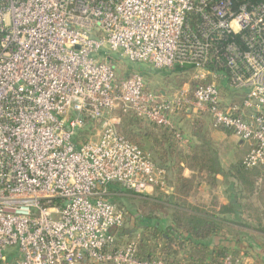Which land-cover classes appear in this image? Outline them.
I'll return each mask as SVG.
<instances>
[{
	"label": "built area",
	"instance_id": "built-area-1",
	"mask_svg": "<svg viewBox=\"0 0 264 264\" xmlns=\"http://www.w3.org/2000/svg\"><path fill=\"white\" fill-rule=\"evenodd\" d=\"M112 54L187 67L198 85L162 95L139 72L120 77ZM116 109L166 128L206 113L264 174V0H0V264H172L119 242L110 186L168 185L108 121Z\"/></svg>",
	"mask_w": 264,
	"mask_h": 264
},
{
	"label": "trees",
	"instance_id": "trees-1",
	"mask_svg": "<svg viewBox=\"0 0 264 264\" xmlns=\"http://www.w3.org/2000/svg\"><path fill=\"white\" fill-rule=\"evenodd\" d=\"M186 68L176 67L175 70L183 71L187 70ZM132 72L141 73L132 70L129 74ZM197 85L198 83L193 89ZM120 112L122 125L118 131L142 150V147H147L155 156L156 164L160 168L170 174L177 170L173 193L170 194L160 192L152 198L139 197V194L119 184L110 186L111 191L115 193L114 198L128 193L138 197L142 203L140 209L143 211H134L135 219L142 228L136 244L139 258L163 257L172 264H224L227 253L237 249L232 238L239 239L241 244H244L243 240L246 237L254 238L253 240L256 237L264 239V209H260L259 206H264V196H261L258 202H254V189L259 178L262 179L260 191L262 188L264 191V174L260 169H250L244 165V158H238L242 151L235 154L238 161L225 170L218 166V159L212 151L210 152L203 120L199 118L191 120V132L202 144L192 145L195 142L189 140L187 146H184L176 137L179 128L158 126L138 117L133 111ZM179 114L183 117L192 116V113L185 111ZM169 162L176 166L174 171L166 166ZM182 163L195 172L192 177L183 176ZM218 174L227 179L233 178L229 180L228 188H234L236 192L234 190L232 194L236 196L231 194L225 204H217L216 196L212 197L215 199L213 202L210 198L206 203L191 202L190 197L195 198L204 184L212 185L213 182L215 185ZM155 190L159 191L158 188ZM243 193L246 195L244 196L246 201H249L248 204L240 202ZM232 199L235 201L232 202ZM253 211L257 214L254 222L251 221ZM121 236L122 233L119 231L118 237Z\"/></svg>",
	"mask_w": 264,
	"mask_h": 264
},
{
	"label": "rangeland",
	"instance_id": "rangeland-1",
	"mask_svg": "<svg viewBox=\"0 0 264 264\" xmlns=\"http://www.w3.org/2000/svg\"><path fill=\"white\" fill-rule=\"evenodd\" d=\"M112 57H113L114 63L117 67V70H118L120 77L127 76L129 74V71H132V70L140 71L146 80L147 87L150 89H153L156 92H160V90H166L170 95H173L174 93L181 90L182 88H190L191 87L193 89V87L196 85V82H193L191 79V73H190L191 71L190 70L177 71L174 68L157 69L153 65L148 64V63H132V62L128 61L127 59L125 60L123 58H119L118 55L112 54ZM121 118L122 117H121L120 110L116 109L114 112H112L108 116V121H111L112 124L117 128V130L118 129L120 130V127L122 125L121 124V122H122ZM192 118H199L205 122V127H204V131H205V135H206L205 138L208 141L210 152L212 151V153L218 159V166L219 167H222L225 170H227V168L231 167V165H233L235 162L238 161V159H236L234 156L236 151L231 150V148L234 147V145H233L234 137L222 136L220 133L215 131V128H213V125H212L211 118L206 113L192 114L191 117H185V116L183 117L181 114L178 113L174 116V125L178 128L180 127L179 131L182 134H184V136L186 138H188V141L190 140V138H192V139L194 138V137L190 136ZM95 126H96L95 128H90L87 131L93 137H96L98 132L102 128L101 124H96ZM188 141L186 143H181V142L180 143L184 146H187ZM194 142L195 143H193L192 145L202 144V143H200V141H194ZM142 148L144 151H146L151 156L153 161L155 163H157V160H155V156H153V154L147 149V147L144 146ZM166 166H169V168H172V171L175 170L174 169L175 165L173 166V164L170 162L167 163ZM167 173H168V171H167ZM170 176H171L170 179H174L173 177L175 175L173 176L172 174H170ZM166 177H167V175H166ZM206 178L210 179L211 176L208 175V177H206ZM232 179L233 178H230V177L227 179V178H224L222 175H217L215 185H213L214 184L213 182L211 183L212 185H210V184L205 185L204 184V187H202L201 190L203 191V189L205 188L204 193L209 194V198L211 199V202L215 201V199H213L212 197H214L213 193H216V195L218 197L217 199L219 200V201L216 200V202H217V204H220V202H222V201L229 200L228 199L229 196L235 190L234 188H228L229 180H232ZM166 180H167L168 187L164 188L163 190L158 189L159 190L158 192H156V190L154 189V190L149 191L147 193L139 194V197L144 196L147 198H152V197H154L153 195H156L157 193H160V192H163L164 194H170L171 191L169 189L170 184L168 183V181H169L168 177L166 178ZM259 187H260V184H256V187H255L256 189H254V193H255L254 194V202H256V201L258 202V199L261 200L260 199L261 196H264L263 188H262V191H260ZM235 192H236V190H235ZM120 195H123V194H120ZM232 195H234V194H232ZM119 196L118 197L115 196L114 200L117 202L118 205H120L123 208V210L126 214L125 224L119 230L122 233V236L119 237V242L122 244L128 243V242H134V243L138 244L139 238L141 236L142 228L139 226V223L137 222L138 220L135 219L134 211L136 212V210H137L138 212H142L143 210H141L142 208L140 207V204H142V203L140 202L138 197L131 196L128 193H125L124 196H120V197ZM234 196H236V195H234ZM244 196H246L244 193L242 196H240V197H242V198H240V202H242V204L247 202V204H248L249 201H246ZM231 201L233 202L235 200L232 199ZM259 206H260V209H262V210L264 209V206H261V205H259ZM244 216H245V219L248 220L246 215H244ZM256 218H257V214L255 211H253L251 221L252 222L256 221ZM242 264H245L244 260H243Z\"/></svg>",
	"mask_w": 264,
	"mask_h": 264
},
{
	"label": "crops",
	"instance_id": "crops-1",
	"mask_svg": "<svg viewBox=\"0 0 264 264\" xmlns=\"http://www.w3.org/2000/svg\"><path fill=\"white\" fill-rule=\"evenodd\" d=\"M223 84H224V82H223ZM224 86H225V84H224ZM225 88H226V86H225ZM151 90H153V89H151ZM228 91L229 90L227 89V92L226 93H228ZM159 93H161L162 95H165V96H170V94L166 90H160ZM228 94H230V93H228ZM231 96H233V95L231 94ZM215 131H217L218 133H220L222 136L234 137V139H233V141H234L233 142L234 147H232L231 150H235L236 153L239 152V151H242V153L239 155L238 158H244L246 156V154L248 153V151L250 149V146H249L248 143L241 141L236 135L233 134V132H231L229 130H226L224 128H215ZM182 135L184 136V134H182ZM190 136L194 137L193 134H192V132H190ZM184 138L186 139V142H187L188 141V138H186L185 136H184ZM190 140L197 141L195 137L193 139L190 138ZM182 166L184 167L183 176L184 177H187V178L192 177V175L195 172H193V171L189 170L188 168H186V166L183 163H182ZM166 173H167V171H166ZM172 175L174 176L175 173H173ZM167 177H168V180H169L168 183L169 182L170 183L172 182L171 185H169V189L173 193V188H174V184H175L174 179H170V177H171L170 176V172L167 173ZM259 180H260V178L258 179V181ZM261 182H262V179H261ZM213 195L217 197L216 193H213ZM208 198H209V194H205L204 193V189H203V191H200V192L197 193V195H196L195 198H194V196L190 197V201L191 202H197V203H206V202H209L207 200ZM221 203L222 204H225V203H227V201H222V202H220V204ZM232 239H233V244L234 245L235 244L237 245L236 246L237 249H235V250L233 249L229 253H233L235 255H240V254L243 255V260H244V263L245 264H264V239L257 238L256 237L255 240H253L254 238H251V237H248L247 238L246 237L243 240L244 241V244H241V242L239 241V239H237V240H235L236 238H232Z\"/></svg>",
	"mask_w": 264,
	"mask_h": 264
}]
</instances>
